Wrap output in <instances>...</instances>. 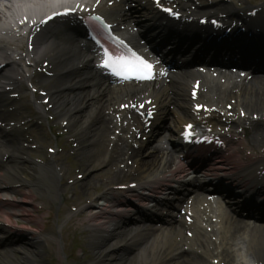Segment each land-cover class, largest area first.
Here are the masks:
<instances>
[{"label":"bare ground","instance_id":"bare-ground-1","mask_svg":"<svg viewBox=\"0 0 264 264\" xmlns=\"http://www.w3.org/2000/svg\"><path fill=\"white\" fill-rule=\"evenodd\" d=\"M66 42L69 43H67V46L71 45V47L68 46L69 49H67L66 45H61L60 41L58 43L53 42L50 46L46 45L45 48L41 50L42 59H47L48 61H50V63L55 64L56 68H58L62 73L69 71V74L64 75L63 77H61V80L57 81V83H59L60 85L54 84L53 88H55V86H60V88L58 87V92H55V94L52 96L53 103L54 106L58 107L59 109L66 108L68 106L70 107V109H72V107L75 106L72 109L76 113L74 114V116L71 110H66V114L62 117H65L64 119H67L66 121H69V126L74 135H76L77 137L79 135L80 137L84 138V140L79 141V146H82L83 148L78 150L80 151L79 155L81 161L83 160L85 162L81 165V168H86L87 171L92 168L96 170L94 166L90 165L94 164L93 159L95 157H99L102 162L100 164L101 168L99 169L98 176L102 177L105 174L104 170L106 171L109 169H113V165L119 166V161L121 160L120 158H122L123 156L117 157V160L115 161L113 160V155L110 153L105 156V158H101L102 156H99L106 154V151L108 150H104L105 152L103 151V149H105L104 142L106 141L107 136H109V133L107 130V125L104 124L102 120L101 122L97 121L95 123H90L85 128L78 126L81 118H84L83 120H85V124L89 120V117L87 119H85L84 117L87 111L82 112L81 105L79 104V102L82 103V101H84L83 98L81 100V96L83 94H85V98H89V102L86 105L88 106L87 109L91 114L97 115V112L102 109L104 105L102 102L103 98L96 100V97L92 95V92L95 95L97 92H100L102 94L101 91H87V88L91 86V83L87 82L82 77L84 72L88 70L87 65H85L83 69H78L70 73L71 69L75 65V61H73L71 57H79L81 52L76 50L70 41ZM37 48H40L39 41ZM68 82L69 84H67ZM3 83L5 82H2L1 85ZM63 86H65L66 89L63 88V90H61V87ZM96 87L98 86L94 85V88ZM70 88L73 89V91H71V95L69 94L70 92L68 93V90ZM263 93L259 92L258 95H253L251 93H234L235 95H233L232 93H230L227 98L231 97L233 101H235L233 105L234 109H238V111H241L242 113L248 114L250 116H257L258 114L262 115L263 120L261 123H264ZM70 96L74 99L70 98ZM117 98L120 99V96L116 97L115 100ZM76 101L78 102V104L76 103ZM106 109H108V107ZM259 124L255 129L259 130ZM258 134L260 135V131L256 132L254 135L257 137ZM12 140L11 143L7 144V147L9 149L6 151V154L9 155L13 153L14 158L9 160V162H7V164H5L3 167H0V196H3V194L5 193H10L14 196L20 195L19 192L16 193L13 190L8 191L9 189L3 187V185L8 186L10 184V181L15 180L16 183L26 184L27 190L30 193L36 192L41 194H48L50 196L51 193H53V196L51 197L55 200H58L57 195L60 194L58 190L59 185L57 181L54 184V181L56 178H59V172L62 173L61 169L57 172L56 167L51 164L45 167L37 166L33 169L29 176H25L26 181H22L20 175H23L22 173H24L25 170L22 167V160L19 161L17 158H19L23 154V150L20 147L17 135L12 137ZM144 156L145 154L142 155L140 153H135L129 155L128 157L126 155L125 157H127V160L130 159L131 162H133L132 167H129V171L135 172L136 170L134 171V168H136L137 166V172L143 173V175H141L142 178L144 176H147V178H153L155 176V173L161 170L163 164L162 162L157 160L158 155H149L148 157H146L147 159L143 160ZM122 164L128 165V161L124 159ZM87 165L89 166L86 167ZM98 178H87V181L78 184L80 185V192L83 194V197L91 198L95 195L96 189L107 186V182L99 180ZM113 178L114 179H111L112 184L125 179V177L119 175V173L113 174ZM48 188H50V191H47ZM79 198H81V196H79ZM1 206L2 204H0V207ZM112 206V212L114 213V216L111 219L106 216H101L98 212L90 213L85 219L86 227L91 237L89 247L91 248V250H93V255L95 257L94 259L96 261L95 264H155L154 261H158L170 251V249H166L165 244L156 241V239L153 240L152 237H135L133 231L129 230L128 228L127 230L125 228L120 229L121 224H124L125 221L123 220V216H121L120 212L116 209V203L114 201H112ZM26 221L28 223L26 230L30 233H33L30 234V241L26 239V235L22 233L18 234L19 232L17 233V231L15 230L12 231V229L0 227V236L6 238L4 242L3 240H1L0 243L8 244L5 247L7 249H0V264H39L38 261L43 257L42 241L48 239V237L45 238V235L42 232V227L37 222H35L34 219L27 217ZM112 226H115V229H112V231L114 232L107 237L110 238L109 241H111L115 237H118L119 240L124 242V244L128 243L132 248L128 247L129 249L123 250L124 247L121 246L122 242L119 241H116L114 245L105 244V234L108 232V230H110V228H112ZM54 237H52L53 240L59 245V249H61L62 243L58 240V237ZM143 240L146 241V243L140 245ZM147 240L153 241L147 242ZM15 241H21L20 249L11 246V244ZM105 245H110L111 247L106 250L107 247ZM152 245L156 247L154 249V253H148V250H150V246ZM159 245H162V248L159 249ZM103 246L106 248H104ZM133 248L136 250V252L134 256L131 257L128 255L129 253L127 254L126 252ZM109 249H111L112 252L109 254L106 253V255H104L105 251H108ZM208 251L209 250H205L203 255L211 252L221 254L220 247H214L211 248L209 252ZM14 252L22 253V258L19 259V261L12 259L10 260V258H8L12 256L11 254ZM228 253L231 254L229 251H227V254L225 255V264H264V250H260V248H253L254 254L244 256L241 262H235V259L233 257L234 255L231 254V256ZM220 262H224V260H220Z\"/></svg>","mask_w":264,"mask_h":264},{"label":"snow or ice","instance_id":"snow-or-ice-1","mask_svg":"<svg viewBox=\"0 0 264 264\" xmlns=\"http://www.w3.org/2000/svg\"><path fill=\"white\" fill-rule=\"evenodd\" d=\"M164 10L171 13L170 9ZM101 67L111 69L114 75L120 76L124 79L152 78L153 65L134 53L131 58H125L114 54L110 55L108 51H105ZM197 107L199 108L200 106ZM188 127L190 128L191 126L189 125Z\"/></svg>","mask_w":264,"mask_h":264},{"label":"rangeland","instance_id":"rangeland-1","mask_svg":"<svg viewBox=\"0 0 264 264\" xmlns=\"http://www.w3.org/2000/svg\"><path fill=\"white\" fill-rule=\"evenodd\" d=\"M93 160H94V159H93ZM71 167H72V166H71ZM53 215H55L54 212H53ZM55 216H56V215H55ZM15 257H16V258H21L20 255H16Z\"/></svg>","mask_w":264,"mask_h":264}]
</instances>
